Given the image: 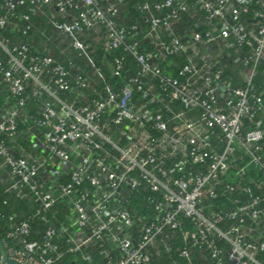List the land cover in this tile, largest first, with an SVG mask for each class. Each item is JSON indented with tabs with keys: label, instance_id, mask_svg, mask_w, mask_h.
Listing matches in <instances>:
<instances>
[{
	"label": "built area",
	"instance_id": "2783aa9c",
	"mask_svg": "<svg viewBox=\"0 0 264 264\" xmlns=\"http://www.w3.org/2000/svg\"><path fill=\"white\" fill-rule=\"evenodd\" d=\"M0 30V264H264V0H0Z\"/></svg>",
	"mask_w": 264,
	"mask_h": 264
},
{
	"label": "trees",
	"instance_id": "16d2710c",
	"mask_svg": "<svg viewBox=\"0 0 264 264\" xmlns=\"http://www.w3.org/2000/svg\"><path fill=\"white\" fill-rule=\"evenodd\" d=\"M142 1H148V0H127V7L128 9H131L135 3H139ZM39 20V18H38ZM38 20L36 22V25L38 24ZM36 25L33 27V29L28 33V35H22V34H16V41L24 42L26 44H36L39 42V36H38V28ZM39 25V24H38ZM0 32H5L7 33L8 31H2ZM36 33V34H35ZM37 41V42H36ZM53 47V44H51ZM39 47H33L32 50L39 51ZM55 52V49H54ZM137 198H134L136 200ZM134 202V201H133ZM137 202H134V208H137L138 205L136 204ZM133 205V204H132ZM179 236L175 239L174 241V248L173 251H170L169 253H163L161 256H156V254H153V259H152V264H178L181 261V258L178 256L177 248L181 246V242L178 240ZM59 264H88L86 262L81 261L80 259L74 260L73 257L67 256L65 257ZM196 264H202V263H196Z\"/></svg>",
	"mask_w": 264,
	"mask_h": 264
},
{
	"label": "water",
	"instance_id": "95a60500",
	"mask_svg": "<svg viewBox=\"0 0 264 264\" xmlns=\"http://www.w3.org/2000/svg\"><path fill=\"white\" fill-rule=\"evenodd\" d=\"M8 264H16V263H15V262H11V261H9Z\"/></svg>",
	"mask_w": 264,
	"mask_h": 264
}]
</instances>
